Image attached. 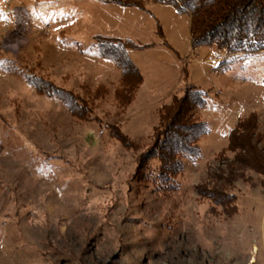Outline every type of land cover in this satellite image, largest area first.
I'll return each mask as SVG.
<instances>
[{"label":"rangeland","instance_id":"374dc122","mask_svg":"<svg viewBox=\"0 0 264 264\" xmlns=\"http://www.w3.org/2000/svg\"><path fill=\"white\" fill-rule=\"evenodd\" d=\"M0 11V264H264L262 177L237 175L228 205L205 195L228 174L237 121L255 112L264 132V52L193 50L189 17L144 0H0ZM97 35L134 44L136 93ZM30 79L73 96L80 116ZM188 86L206 95L201 157L152 183L138 161L160 108Z\"/></svg>","mask_w":264,"mask_h":264},{"label":"trees","instance_id":"16d2710c","mask_svg":"<svg viewBox=\"0 0 264 264\" xmlns=\"http://www.w3.org/2000/svg\"><path fill=\"white\" fill-rule=\"evenodd\" d=\"M144 1L171 6L178 14L188 16L193 50L215 47L228 56L264 52V0ZM94 44L98 56L119 69L125 92L131 88L133 94L136 93L144 79L130 58V52L135 50L134 44L129 40L99 35L94 38ZM28 83L35 85L41 94L58 99L73 115L80 116L76 108L79 101L70 94L49 83L48 88L31 79ZM205 106L206 95L194 86H188L182 96L174 97L170 104L162 106L153 131L154 142L150 150L141 155L137 172L150 170L148 181L171 185L187 163L197 161L201 157L200 140L209 133V129L206 123L198 120L195 110ZM112 134L123 146H129L127 137L116 131ZM222 157L227 162L228 174L225 179L219 177V184L216 183L211 192L205 194L211 200L228 205L222 191L246 170L261 176L264 185V132L259 131L257 113H250L237 121L228 133Z\"/></svg>","mask_w":264,"mask_h":264},{"label":"bare ground","instance_id":"6f19581e","mask_svg":"<svg viewBox=\"0 0 264 264\" xmlns=\"http://www.w3.org/2000/svg\"><path fill=\"white\" fill-rule=\"evenodd\" d=\"M18 16H19V15H18ZM19 21H20L21 23H23L22 19H20V18H19ZM22 26H23V25H20V29H19V30H22Z\"/></svg>","mask_w":264,"mask_h":264},{"label":"snow or ice","instance_id":"6c2138e0","mask_svg":"<svg viewBox=\"0 0 264 264\" xmlns=\"http://www.w3.org/2000/svg\"><path fill=\"white\" fill-rule=\"evenodd\" d=\"M0 16H3V12L2 11H0Z\"/></svg>","mask_w":264,"mask_h":264}]
</instances>
